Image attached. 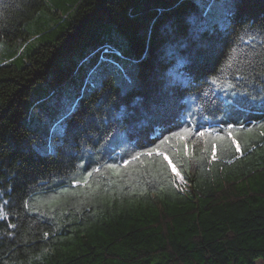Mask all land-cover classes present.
<instances>
[{
	"label": "trees",
	"instance_id": "16d2710c",
	"mask_svg": "<svg viewBox=\"0 0 264 264\" xmlns=\"http://www.w3.org/2000/svg\"><path fill=\"white\" fill-rule=\"evenodd\" d=\"M260 259L264 0H0V264Z\"/></svg>",
	"mask_w": 264,
	"mask_h": 264
},
{
	"label": "rangeland",
	"instance_id": "374dc122",
	"mask_svg": "<svg viewBox=\"0 0 264 264\" xmlns=\"http://www.w3.org/2000/svg\"><path fill=\"white\" fill-rule=\"evenodd\" d=\"M117 36V38L121 41V42H124L125 43V38H123L122 36H120V35H116ZM76 83H77V81H76ZM64 88H65V92L67 93V95H68V98L69 99H72V97H73V95H71V93H70V91H72L73 92V89H71V87L66 83L65 85H64ZM55 102V103H58V102H62L63 104H65V107H66V101H67V99H65L64 97H55V98H53V100H52V102ZM65 109H67V108H65ZM41 115H42V113H40ZM176 172V171H175ZM180 178V177H179ZM255 264H263V262H262V260L260 259V260H257L256 262H255Z\"/></svg>",
	"mask_w": 264,
	"mask_h": 264
}]
</instances>
